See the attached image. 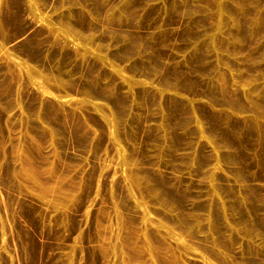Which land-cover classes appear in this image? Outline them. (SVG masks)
<instances>
[{
  "label": "rangeland",
  "instance_id": "1",
  "mask_svg": "<svg viewBox=\"0 0 264 264\" xmlns=\"http://www.w3.org/2000/svg\"><path fill=\"white\" fill-rule=\"evenodd\" d=\"M0 264H264V0H0Z\"/></svg>",
  "mask_w": 264,
  "mask_h": 264
}]
</instances>
